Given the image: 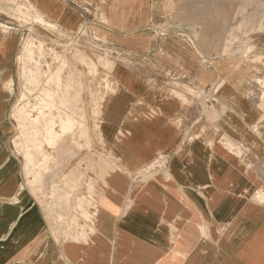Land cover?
<instances>
[{"label":"crops","instance_id":"1","mask_svg":"<svg viewBox=\"0 0 264 264\" xmlns=\"http://www.w3.org/2000/svg\"><path fill=\"white\" fill-rule=\"evenodd\" d=\"M28 2L128 64L99 108L109 157L37 190L12 140L18 42L0 32V264H264V35L242 30L264 0ZM50 82L37 107L51 105L49 143L74 129L79 99L61 73Z\"/></svg>","mask_w":264,"mask_h":264},{"label":"rangeland","instance_id":"2","mask_svg":"<svg viewBox=\"0 0 264 264\" xmlns=\"http://www.w3.org/2000/svg\"><path fill=\"white\" fill-rule=\"evenodd\" d=\"M0 1L3 3L0 6V32L4 37H15L18 42L14 67L18 79L19 101L12 117V140L19 147L18 152L32 177L34 188L42 190L44 175L50 174L51 189L54 191L64 181L69 186L70 176L76 167L81 169L80 164L85 163L84 159L109 157L99 133V108L103 98L114 90L113 67L128 64V61L123 59L120 50L91 32L86 25L77 31L66 32L56 22L42 15L28 0ZM36 16L43 17L44 21L36 20ZM242 30L247 37L249 34L264 35V11L259 17L244 23ZM250 40V37H245L241 44L247 46ZM229 44L240 46V41L230 39ZM80 45L89 56L87 63L81 60L76 51ZM258 54L256 61H264V54L261 51ZM60 73L64 83H72L79 90V99L75 103L77 123L71 133L49 143L47 129L50 128V107L43 104L42 107L46 109L44 112H47L43 116L37 109L40 107V100L51 88L50 81ZM78 78L82 81L80 85ZM173 81L183 85L180 79ZM52 85L56 86V82ZM25 93L26 96L23 97ZM33 104L36 109H33ZM36 117L38 118L35 119ZM59 129L56 126L53 132ZM26 150L32 153L33 160H28ZM86 164L88 165H82L84 173H96L97 167L90 165V161ZM68 223L73 226V220ZM70 225L62 233L64 238L73 235Z\"/></svg>","mask_w":264,"mask_h":264},{"label":"bare ground","instance_id":"3","mask_svg":"<svg viewBox=\"0 0 264 264\" xmlns=\"http://www.w3.org/2000/svg\"><path fill=\"white\" fill-rule=\"evenodd\" d=\"M172 2V1H171ZM34 8V7H33ZM32 12H30V14H31ZM36 18H37V16H36ZM42 19H43V17H42ZM45 25V24H44ZM2 34V33H1ZM244 38V37H243ZM38 46V45H37ZM39 47V46H38ZM41 47V46H40ZM28 48V47H27ZM37 48V47H36ZM31 49V48H30ZM33 52V51H32ZM45 68V67H44ZM33 79V78H32ZM51 80V79H50ZM34 81V80H33ZM51 83V82H50ZM259 84V83H258ZM70 86V85H69ZM49 88V87H48ZM259 88V87H258ZM258 91H259V89H258ZM257 92V91H256ZM258 93V92H257ZM256 94V93H255ZM41 95V94H40ZM48 95V94H47ZM43 97V96H42ZM41 97V98H42ZM49 97V96H48ZM263 97V96H262ZM261 98V97H260ZM258 100H259V98H257ZM264 99V98H263ZM46 100V99H45ZM58 101V100H57ZM43 102V101H42ZM38 103V102H37ZM47 104V103H46ZM42 105V104H41ZM39 106V105H38ZM51 106V105H50ZM49 106V107H50ZM34 107H35V105H34ZM57 107V106H56ZM43 108V107H42ZM55 108V107H54ZM44 109V108H43ZM62 109V108H61ZM46 110V109H45ZM41 111H42V109H41ZM34 112V111H33ZM73 117V116H72ZM264 119V118H263ZM77 123V122H76ZM74 125V124H73ZM61 130V129H60ZM57 131V130H56ZM59 131V130H58ZM60 132V131H59ZM65 132V131H64ZM67 133V132H66ZM52 134V133H51ZM50 134V135H51ZM57 139V138H56ZM54 140V139H53ZM49 141H50V139H49ZM29 156V155H28ZM34 176V175H33ZM38 177V176H37Z\"/></svg>","mask_w":264,"mask_h":264}]
</instances>
